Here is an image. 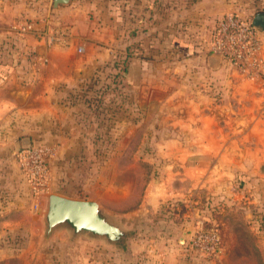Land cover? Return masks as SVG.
I'll return each mask as SVG.
<instances>
[{
  "label": "rangeland",
  "instance_id": "rangeland-1",
  "mask_svg": "<svg viewBox=\"0 0 264 264\" xmlns=\"http://www.w3.org/2000/svg\"><path fill=\"white\" fill-rule=\"evenodd\" d=\"M23 1L14 0L18 4ZM132 1L70 2L89 10L95 26L101 31L108 28V35H115L116 42L111 60L67 98L81 120L80 127L72 129L83 137L79 145L82 158L63 165L62 182H66L59 184L66 186L72 198L97 201L126 231L124 238L113 245L87 233L73 238L64 228L45 238V196L54 192L52 188L59 179L53 180L48 191L40 193L44 195L41 207L23 177L18 151L24 136L30 138L32 145L44 141L37 137L39 130L32 120L4 118L0 121V264H264L259 143L254 135L243 137L241 118L230 126L220 122V151L238 157L220 160L223 170L220 169L216 186H211V179L197 186L189 175L176 176L173 181L181 183L182 190L176 191L175 196H166L156 207L143 196L135 199L143 195V187L147 192L151 175L157 180L168 179L172 161L164 159V152L195 150L199 129L194 122L185 126L180 121L181 114L188 109L196 117L198 103H226L235 110L243 96L240 88L252 91L246 80H259L264 75L263 69L247 79L222 59L219 67L212 69L206 48H195V43H206L210 23L224 15L208 14L216 7L220 11L230 7L229 11L249 19L264 10V0H213L214 6L212 0H172V42L182 44H172L171 48L167 43H146L147 24H135ZM70 3L61 6L69 7ZM144 3L147 5L146 0ZM40 4L48 13L45 18L58 7L52 6V0H40ZM141 18L144 21L147 16ZM21 23L6 26L7 33L0 34V57L2 53L21 54L26 33L18 29ZM136 29L140 31L133 34ZM180 29L185 33L182 37L176 36ZM159 32L157 38L163 35L162 30ZM199 54H203L208 69L219 72L218 78L204 75L207 70L197 61ZM123 61L128 62L127 69L117 83L115 73ZM135 61L147 62L143 70L153 74L140 84L131 83L127 77ZM236 73L247 83L236 79ZM181 137L187 144L177 142ZM67 171L70 176L66 180ZM119 186L125 189L120 195ZM136 206L138 210L133 209ZM200 229L218 233L221 250L215 256L190 247L191 237Z\"/></svg>",
  "mask_w": 264,
  "mask_h": 264
},
{
  "label": "crops",
  "instance_id": "crops-1",
  "mask_svg": "<svg viewBox=\"0 0 264 264\" xmlns=\"http://www.w3.org/2000/svg\"><path fill=\"white\" fill-rule=\"evenodd\" d=\"M24 1L22 5L14 0H0V34L7 33L6 26H15L17 22L21 23L23 20L29 21L35 29L25 33L20 46V55L1 54L0 121L4 118H11L15 121L32 120L35 122V126L39 130L37 137L41 138L44 143L48 144L47 142H49L55 147V154L49 159L51 184L57 177L59 180L54 183L52 189L55 193L72 197V194L66 192V186L59 187L60 183L66 182H62L61 172L65 167L63 165L82 158L79 145L83 137L80 132L72 129L77 126L79 128L81 124L78 123L81 120L76 117L73 105L67 98L79 90L84 81L91 79L103 65L111 60L116 36L110 37L108 28L101 31L88 15L89 10L85 7L71 5V0L69 7H62L67 5L63 4L53 9L54 13L49 14V18H45L48 13L43 12L40 0L31 4ZM162 1L163 3L158 6L155 0H146L147 5L144 3L145 0H133L132 16L135 15V24L140 26L143 23L141 18L143 16H162V20H157L158 22L153 26H151L152 20L149 18L148 32H153V35L149 37L150 43H164V46L167 43L168 48L173 45L181 46L182 43L172 42V0ZM123 3L121 10L124 12L126 7ZM212 5L214 6L213 0ZM229 9L230 7L220 11L216 7L208 14L217 16L223 12L224 14L230 12ZM179 14H182L181 11ZM63 16H66V20L63 19ZM181 17L179 16V20H182ZM217 20L210 23V27ZM180 23L184 24V21H180ZM160 30L163 34L162 39L157 38ZM183 34L185 35L180 29L176 36L182 37ZM261 39V54L264 60L263 32H261ZM195 44L198 51V48H205L204 43ZM203 57V54H199L196 58L207 70L204 75L211 79L218 78L219 72L208 69ZM146 64L147 62L137 63L136 61L131 64L127 72L131 83H141L149 76H153L152 73L143 70ZM236 75V79L243 80L242 76L237 73ZM226 78V83L229 84L230 79ZM246 81L244 82L249 84L252 91L249 92L248 87L243 90L240 88L239 94L246 95L251 100L241 96L235 110L226 103L221 105L212 103L210 106L198 103L195 108L198 113L196 117L193 118L188 109L185 114L180 115V121L184 122L185 126L190 127L194 122L195 127L199 129V133L194 139L195 150L192 152L184 150L164 152V159L172 161L171 167H169V173H171H167V175L169 174L168 179L157 180L151 175L146 184L147 192L143 187V195H137L135 198L137 201L140 196H143V199H147V202L156 207L166 196L177 195L175 192L181 191L183 187H181V183L173 181L176 176L189 175L190 178H195L197 186L201 182L202 185H205L204 182L211 179V186H216L214 183L219 181L220 169L223 170L220 160L238 157L235 153L220 151L219 144L221 136H223L219 132L220 122H226L227 126H230L241 118L243 137L254 135L255 142L259 143L260 205L264 209V75L259 80L248 79ZM179 139L178 143L187 144V140L183 137ZM244 154L246 153L244 152L242 156ZM151 156L152 159L155 158V153ZM65 175L64 179L67 180L70 176L68 171ZM57 188L59 189L56 190ZM124 192L125 189L119 186V195ZM36 196L42 207L44 195L39 193ZM138 206L133 209L138 210ZM263 233L264 225L261 227V238L264 241Z\"/></svg>",
  "mask_w": 264,
  "mask_h": 264
},
{
  "label": "built area",
  "instance_id": "built-area-1",
  "mask_svg": "<svg viewBox=\"0 0 264 264\" xmlns=\"http://www.w3.org/2000/svg\"><path fill=\"white\" fill-rule=\"evenodd\" d=\"M18 29L22 32L35 30L30 22L19 24ZM205 48L207 53L220 54L221 59L243 77L254 78L264 69L261 32L251 24L250 18L236 12L225 13L208 29ZM54 154L55 147L46 143L31 144L29 148L18 151L23 177L33 193L50 189L49 159ZM189 244L196 251L214 256L221 250L219 236L214 229L197 230Z\"/></svg>",
  "mask_w": 264,
  "mask_h": 264
},
{
  "label": "water",
  "instance_id": "water-1",
  "mask_svg": "<svg viewBox=\"0 0 264 264\" xmlns=\"http://www.w3.org/2000/svg\"><path fill=\"white\" fill-rule=\"evenodd\" d=\"M69 2L70 0H52V6L57 7ZM250 21L256 29L264 33V10L255 12ZM207 61L212 69H216L221 63V55L210 53ZM30 146V138L22 137L21 147L29 148ZM45 198V207L42 212L45 238L55 230L64 228L73 238L87 233L116 245L126 234L120 224L114 222L95 200L76 199L55 192L47 194Z\"/></svg>",
  "mask_w": 264,
  "mask_h": 264
},
{
  "label": "trees",
  "instance_id": "trees-1",
  "mask_svg": "<svg viewBox=\"0 0 264 264\" xmlns=\"http://www.w3.org/2000/svg\"><path fill=\"white\" fill-rule=\"evenodd\" d=\"M156 1V4L158 5V6H160V4L161 3H163V1L162 0H155ZM152 20L151 21V26H153V24H156L158 21L157 20H160V18H162V16L161 17H158L157 15H154V16H152V17H147V18H145V20L143 21L145 24H147L146 26H147V35L149 36V37H151L152 35H153V32H148V23H149V21H150V19ZM147 19H149V20H147ZM140 31V29H136V30H134L133 31V34H135V32L138 34V32ZM139 40H140V38H139ZM136 43H138V42H136ZM141 43V42H140ZM146 43H150V40L149 39H147V41H146ZM113 63H115V61L113 62ZM123 65H121V68H120V66L117 68L118 70H117V72L115 73V82H119V77L121 78H123V76H124V73L126 72V69H127V65H128V62L127 61H123V63H122ZM2 65H0V67H1ZM100 71H101V69H100Z\"/></svg>",
  "mask_w": 264,
  "mask_h": 264
}]
</instances>
